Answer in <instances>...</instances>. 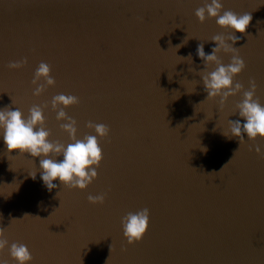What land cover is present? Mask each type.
Returning a JSON list of instances; mask_svg holds the SVG:
<instances>
[{"label": "water", "instance_id": "1", "mask_svg": "<svg viewBox=\"0 0 264 264\" xmlns=\"http://www.w3.org/2000/svg\"><path fill=\"white\" fill-rule=\"evenodd\" d=\"M222 3L252 16L246 34L235 33L246 67L234 82L247 90L254 78L264 105V0ZM203 4L0 0V109L27 117L31 106L48 102L49 140L66 146L59 125L67 121L56 120L50 101L71 94L80 102L64 110L77 121L79 139L96 135L88 121L110 128L98 137V177L84 190L57 179L51 191L41 179L44 157L8 153L0 130V227L9 246H28L30 264H264V156L255 150L264 154V138L244 134L240 144L223 134L231 135L228 120L244 122L233 115L242 92L223 105L219 96L206 99L197 46L204 42L210 54L211 37L233 30L215 18L200 23L195 10ZM218 55L230 62L231 54ZM25 57L23 67H8ZM41 61L56 84L37 97L31 81ZM104 193L103 204L89 203V195ZM143 208L150 212L146 234L128 244L121 218ZM5 260L17 264L8 248L0 252Z\"/></svg>", "mask_w": 264, "mask_h": 264}, {"label": "clouds", "instance_id": "2", "mask_svg": "<svg viewBox=\"0 0 264 264\" xmlns=\"http://www.w3.org/2000/svg\"><path fill=\"white\" fill-rule=\"evenodd\" d=\"M195 16L200 23L215 18L219 26L233 30L228 35L217 34L211 37L210 41H213L215 46L210 54L205 53L204 42L197 46V55L205 65L199 75L202 78L204 90L207 92L206 99H214L219 96L220 104L223 105L230 96L242 92V100L236 103V111L233 115H238L244 122L242 123L241 119L228 120L231 135L223 134L229 139L232 137L238 138L240 144L244 141V134L250 140H255L257 137L264 138V105L260 103L259 97L256 96L257 83L255 79H249L247 90L244 89L242 83L234 82V78L246 67L245 60L239 55L238 48L233 46L241 39L235 33L246 34L252 20L251 14H238L230 9L225 10L222 0H210V2L204 0L203 6L195 10ZM187 39L188 37L185 38V43ZM180 46L176 45L175 48L178 49ZM221 52L231 54L228 64L222 62L221 57L218 55ZM186 59L191 63V54ZM25 64H27V57L9 62L8 67L18 69ZM213 64L216 65L214 70L208 71V67ZM189 71H194V69L190 68ZM41 81L43 82L41 83ZM31 83L36 85L32 94L37 97L45 92L49 86H55L56 80L51 75V66L41 61L34 72ZM79 102V97L71 94H57L50 101L52 110L56 112V120L58 122L67 121L59 125L68 134L71 141L66 146L60 141L49 140L51 132L46 129L44 116V109L49 106L48 102L31 106L27 117L19 108L12 109L8 106L0 109V130H2V139L8 153L18 150L20 154L27 153L31 157H44L39 160V166L42 170L41 179L49 191L57 187V184L53 183L57 179L64 186L84 190L98 177L96 169L103 160V151L98 137L107 138L110 128L103 123L88 121L86 127L94 129L96 135L85 134L82 139H79L77 137V121L68 116L64 110ZM255 150L257 154L264 156V154H261L259 146H256ZM61 156L62 159L59 160L51 158ZM214 172L216 171L211 173ZM30 175L35 179V175ZM57 196L59 197L58 193ZM105 196L106 193L89 195L87 199L91 204H103ZM27 215L30 214L26 213L24 216ZM149 217V209L143 208L137 212H128L121 218L123 235L128 244L136 243L143 238L149 226ZM13 220L15 219H12L10 224ZM6 248H8L10 257L17 264H30L33 260L32 253L26 244L12 242L9 246V241L5 236V228L0 227V252H3ZM2 264H8V262L5 260Z\"/></svg>", "mask_w": 264, "mask_h": 264}]
</instances>
